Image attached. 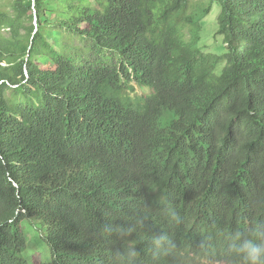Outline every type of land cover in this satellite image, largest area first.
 Instances as JSON below:
<instances>
[{
    "label": "trees",
    "instance_id": "1",
    "mask_svg": "<svg viewBox=\"0 0 264 264\" xmlns=\"http://www.w3.org/2000/svg\"><path fill=\"white\" fill-rule=\"evenodd\" d=\"M214 4L221 55L201 48ZM261 202L264 0L0 3V264H26L23 222L38 264H117L128 241L101 227L144 207L143 264L159 231L160 264H237L224 232L264 226Z\"/></svg>",
    "mask_w": 264,
    "mask_h": 264
},
{
    "label": "clouds",
    "instance_id": "2",
    "mask_svg": "<svg viewBox=\"0 0 264 264\" xmlns=\"http://www.w3.org/2000/svg\"><path fill=\"white\" fill-rule=\"evenodd\" d=\"M161 212L165 222L170 227H178L183 223L180 212L171 204V200L164 193L159 199ZM264 208V202L260 203ZM145 211L137 210L130 218L125 219V225L113 223V219L106 222L101 230L107 236H115L118 239H125L128 245L124 249H117L115 252L117 264H143L142 257L136 249L137 242L129 237L133 233L142 232L145 221L151 219L148 209ZM224 240L227 243L228 251L237 261V264H264V226L258 225L251 234L242 231H225ZM151 259L148 264H160V261L167 256H171L176 247L175 240L168 232L159 231L150 237Z\"/></svg>",
    "mask_w": 264,
    "mask_h": 264
},
{
    "label": "rangeland",
    "instance_id": "3",
    "mask_svg": "<svg viewBox=\"0 0 264 264\" xmlns=\"http://www.w3.org/2000/svg\"><path fill=\"white\" fill-rule=\"evenodd\" d=\"M4 0H0L3 3ZM220 7L217 4L212 6L209 15L203 20L201 24V48L204 53L222 54L226 52L225 45L222 50L221 41L222 37L217 35L216 19L218 17ZM6 33V32H5ZM135 87V92L138 94H144L147 90ZM22 227L26 235V250L23 253V258L26 264H38L40 262H47L50 259V253L46 245L42 241L39 232L26 222L22 223Z\"/></svg>",
    "mask_w": 264,
    "mask_h": 264
}]
</instances>
